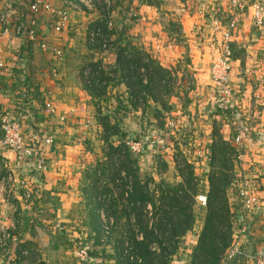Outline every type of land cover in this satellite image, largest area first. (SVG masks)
Segmentation results:
<instances>
[{"label": "crops", "instance_id": "1", "mask_svg": "<svg viewBox=\"0 0 264 264\" xmlns=\"http://www.w3.org/2000/svg\"><path fill=\"white\" fill-rule=\"evenodd\" d=\"M13 1L20 9L27 3ZM43 1L55 10L66 12L68 21L60 33L55 34L53 30L54 15L42 10L36 17L34 39L0 31V61L4 64L0 68V117L7 115L19 121L24 140V148L20 150L0 144V222L11 227L17 238V244L9 253H0V264H74L69 248L77 237L80 236L77 246L92 245L91 238H87L92 234L91 225L78 215L80 208L82 214L85 213V198L77 187L85 183L86 188L89 183L88 178L83 181L84 170L90 164L84 143L93 138L92 130H95L88 89L82 84L80 70L83 65L101 59L95 58L86 48L87 26L93 21L86 19L90 14L84 7H75L73 0ZM155 1L166 11L161 17L162 23L176 21L181 38L176 43L171 42L175 51L157 50L153 55L155 62L170 74L180 55L187 57V71L195 78L197 90L203 92L199 111L209 121L218 114L229 113V104L225 102L226 107L222 106L226 100L209 81L211 60L221 43L220 34H211V18L219 19L223 26L234 18L239 19L230 41L232 61L228 85L232 91V107L246 128L241 149L243 174L250 179V189L261 192L263 202L246 212L239 200L232 198L237 218V222H233L234 240L251 254L262 255L264 177L260 167L264 163V25L256 29L250 8L238 13L222 0ZM259 1L264 4V0ZM152 2L133 0L132 4L148 9L154 8ZM16 20L17 17H13L12 21ZM139 34L130 38L128 35L131 42H127L143 56L153 58L145 51L151 38ZM134 39L142 42L144 39L147 42H144V49L136 48ZM57 49L62 53L61 60L55 58ZM223 117L226 120V116ZM49 135L51 142L46 143L44 137ZM25 149L33 150L30 158L25 157ZM8 175L10 183L6 181ZM18 180H24L31 187L30 200H24L23 190L17 187ZM239 226L247 231L242 232ZM22 249L27 250L28 255L13 259ZM230 264L248 263L242 259Z\"/></svg>", "mask_w": 264, "mask_h": 264}, {"label": "rangeland", "instance_id": "2", "mask_svg": "<svg viewBox=\"0 0 264 264\" xmlns=\"http://www.w3.org/2000/svg\"><path fill=\"white\" fill-rule=\"evenodd\" d=\"M132 1L109 0V4L107 5L103 0H100V2L91 8L84 7L86 13L90 14V18H86L87 20L91 19V21H94L96 18H109L112 16L122 20V27L119 26V28L113 29L111 35L101 34L106 46L92 47L87 44L86 36L87 50L92 51L95 54V58L101 59V66L107 72L109 69L106 66L115 63L114 56L120 44L126 41L131 42L129 38L134 37L135 33H140V37L146 35L143 37L151 38L148 41V50L145 51L148 56L153 57L151 58L153 61H156L153 55L157 53V50L162 48L165 50L164 52L169 51L167 49L174 50L171 42L176 43L181 39L179 34L180 27L176 21H170L167 25L166 23H162L161 17L166 11L162 10L155 0L152 2L154 8L148 9H140L139 6H135L134 3L132 4ZM141 17L144 18L141 19ZM128 35L129 38L127 39ZM133 41L137 43L135 44L136 48L142 49H144L145 43H147L144 39L143 42L139 39H134ZM83 43L85 44L84 41ZM186 60L187 57L185 55H180L174 65V70L170 74H153L155 79H153V83L149 89L136 90L129 93L126 88H118L119 81H121L119 75L110 74L105 91H99V94L94 96L93 92L88 90V99L92 106V124L93 126L95 125V130H92L93 138L84 143V148L87 149L90 162L88 169L84 170L83 173L84 182L87 178L90 180L89 174L92 173L94 167L103 163L101 161H104V155H108L107 153L111 152L110 148L113 145H117L119 143L117 139L121 138V136L118 138L119 136L112 135L115 128L110 133L102 131L101 126L97 123V119L105 114L115 116V121L118 123L117 127L120 132L122 130L125 133L134 131L140 137L139 140L143 141L144 151L137 155H134L132 152L128 154L132 163L135 162V165L138 167V179L140 178L148 182L149 178L153 179L154 182H150V189L161 190L170 185L173 187V185L181 183L182 180L189 179L188 172H193L194 180L188 186L189 188L187 187V195H190V197L186 198V203L190 206L193 214L192 228L184 237H181L179 246H181L182 250L174 254V260L171 264H187V262H181L185 261V252L187 255L190 253L188 251L190 246L196 243L197 238L202 233L201 230L204 227L203 224L207 211V195L210 190L209 175H213L215 181L223 185L226 197L233 203L232 200L236 198L237 189L242 186L240 185L243 182L241 176L244 172V164H242L241 160L244 153L235 147L234 139L236 134L233 132L234 128L231 117L225 112L222 115L218 114L214 120L209 121L201 115L199 110L202 105L203 92H199L200 89L199 91L197 90L195 78L187 71V67L185 66ZM139 72L143 83L146 84L148 80L146 71L140 69ZM185 74L189 75L194 81V86L190 89L185 84ZM128 99L133 102V106L130 105ZM119 102H121V105ZM95 104L98 105L97 111ZM223 116H226V120H224ZM112 123L113 120L111 119L109 125H112ZM106 136L108 137V142L104 143L102 137L105 138ZM123 139L125 140V137L120 139V143L123 145L122 150L126 154L127 150L125 149ZM149 140L154 141L155 146L148 144ZM242 141L243 139L240 143L243 144L244 141ZM210 149H212L213 154L211 156V164L208 165L206 157L210 160ZM124 159L125 162L129 161L128 158ZM127 166H132V164L128 163ZM122 167L124 165L117 164L113 167L114 177L117 178L115 181L116 185L110 184L107 188V194H100V196L97 195L93 198L102 206L101 210L103 211L106 225L109 227V232L110 224L107 222L104 210L109 207L113 198L119 199L121 182H124L125 188H128L127 186L132 181L131 177H126L124 168L119 173ZM246 168L248 166H245ZM182 174L185 179H182ZM160 182L161 187L153 186L155 183ZM84 184L78 185L77 189L85 198L83 202L85 213L83 215L81 212L82 208H80L78 215H80L84 223L91 224L92 204L88 203L89 192L85 189ZM147 209L151 211L150 206ZM100 229V233L103 235L101 239L102 243L96 248L95 253L102 263L103 261L106 263V261L109 262L110 256L115 255V253L113 254L112 245L118 236L114 232L112 234L103 233L104 228L101 222ZM77 238L78 240L75 241V244L71 245L69 250L73 252V263L81 264L75 256L78 251L77 243L80 236ZM187 246L188 250L185 248ZM85 247L88 248L89 246ZM27 255L28 251L25 256Z\"/></svg>", "mask_w": 264, "mask_h": 264}, {"label": "trees", "instance_id": "3", "mask_svg": "<svg viewBox=\"0 0 264 264\" xmlns=\"http://www.w3.org/2000/svg\"><path fill=\"white\" fill-rule=\"evenodd\" d=\"M28 2V0H21V4ZM25 11L30 14V11ZM28 22V20H27ZM108 22H111L112 27H108ZM122 27V20L115 17L102 18L93 21L92 24L87 26V41L89 45V34L95 29L100 34H110L113 29ZM124 37V36H123ZM122 37V38H123ZM99 39L95 44V48L101 46L102 39ZM115 63L108 65L107 72L105 68H102L101 61L95 60L89 64L83 65L80 70V79L84 88L93 92V95H98L99 91H105L110 74L119 75L121 81H119L118 88L125 87L130 93L132 91H142V89H149L155 79V74L167 75V70L160 67L155 61L149 57L143 56L141 51L131 48L126 41L120 44L118 51L116 52ZM144 61H147L144 63ZM140 69L146 71L148 80L146 84L143 83V79L140 74ZM154 74V75H153ZM157 76V75H156ZM219 94V91H217ZM129 100V99H128ZM227 101L222 102V106L225 108ZM121 105V102H119ZM131 106L133 102L129 100ZM96 111L98 105L95 104ZM222 107V108H223ZM115 110V109H114ZM228 111V109H226ZM113 120L112 125H109ZM97 123L101 126L102 131L110 133L114 129L112 135L119 136L118 138H124L126 154L122 150V144L120 139H117L119 143L113 145L110 148L108 155H104V161L101 165L94 167L92 173L89 174L90 180L86 186V190L89 192V202L91 207V232L90 237L92 245L88 247L90 262L92 264L95 261H99L100 264H171L173 262L174 254L178 253L181 249L179 246L181 237L191 230L193 223V214L190 206L186 203L188 196V186L194 180V174L192 171L188 172L189 179H185L182 174L181 183L177 185H170L164 189L153 190L149 188L150 182H154L149 178L148 181L138 179V167L135 162L132 163L129 152L130 149L126 144V140H138L140 137L134 131L122 132L118 129V123L115 121L114 115L105 114L101 118L97 119ZM237 124L239 128H244L240 123V118H237ZM246 132V128H244ZM236 134V131H234ZM247 134V133H246ZM105 136V133H104ZM103 142H108V137H102ZM212 149L209 150L210 160L206 157L207 164H211ZM129 153V154H128ZM124 158H128V162H125ZM116 161V162H115ZM128 163L135 166H127ZM124 165L121 170L126 172V177H131L128 188H125L124 182H121L119 189V196L113 198L111 204L104 211L106 212V219L110 223V232L116 233L118 238L112 245L114 256H110L109 262H101L97 256L96 248L102 243L103 238L100 229V219L98 212L102 209L101 204L93 199L97 195L107 194L108 186L110 184L116 185V177H114L115 165ZM207 165V166H208ZM118 175V174H117ZM210 183V190L207 195V211L204 221V227L201 235L197 238L196 243L185 247L190 251L185 261L187 264H230L224 263V257L228 249L234 243V227L233 222H237L236 213H234V203H232L226 197L224 187L215 181L213 175L208 177ZM162 182V181H161ZM160 183H155L154 187H161ZM169 184V183H166ZM156 185V186H155ZM188 187V188H187ZM184 195V196H183ZM99 200V199H98ZM151 207V211L147 207ZM238 206V205H236ZM236 208V207H235ZM234 209V210H233ZM112 219V221H111ZM168 243V245H166ZM20 256L19 259H21ZM178 257H180L178 255Z\"/></svg>", "mask_w": 264, "mask_h": 264}, {"label": "built area", "instance_id": "4", "mask_svg": "<svg viewBox=\"0 0 264 264\" xmlns=\"http://www.w3.org/2000/svg\"><path fill=\"white\" fill-rule=\"evenodd\" d=\"M107 5L109 4V0H103ZM230 4L235 11L238 13H242L248 8H250L251 17L253 20V26L256 29L261 28L264 25V4H262L259 0H222ZM100 2V0H73V5L75 7H87L91 8L95 4ZM26 10L30 11V14L25 11V9L17 8L14 5L13 0H0V31L2 34H6L8 32H12L16 36L26 37L28 39L35 38V25H36V17L40 10L53 14L54 15V27L53 30L55 34L60 33L67 24V14L64 10H55L51 5L45 3L43 0H29L25 4ZM203 9H201V12ZM13 17H17L16 21H12ZM211 22V34L214 36L215 34L221 35V43L218 50L214 53L213 58L211 60V64L209 67V81L210 84L219 91V96L222 97L223 100L227 101L229 104V113L228 116L232 119V125L234 130L236 131V137L234 139L235 147L238 149L243 148V144L240 143L241 140L245 138V130L240 129L237 124V118L239 115L234 111L232 107L233 97L232 91L229 88V73H230V64L232 61V52L230 48V41L232 38V34L234 30L237 28V23L239 19L234 18L231 21L227 22L226 25H222L219 19L212 17ZM28 20V22H27ZM12 21V22H11ZM108 27L111 28V22H108ZM99 30V29H98ZM98 30H93L88 37L89 45L92 47L95 46L96 42H98L101 38L102 44L101 46H106L103 42V36L99 33ZM212 36V37H213ZM56 55L55 58H62V53L60 50L54 51ZM4 64L0 61V68H3ZM185 84L188 89L194 86V81L191 79L189 75L185 74ZM48 112L51 113L49 110ZM0 131H1V146H5L9 149L20 150L24 148V140L22 137V128L19 123L14 118H11L7 115H2L0 117ZM34 139L37 138L34 135ZM44 141L46 143L51 142V136L44 137ZM242 141V142H243ZM142 140H126V144L129 147L130 151L137 155L140 152L144 151ZM155 142L149 140L148 144L155 146ZM25 157L30 158L33 154V150L25 149L24 150ZM261 174L264 177V163L261 164ZM243 179L242 186L237 189L236 198L239 200L240 206L246 212L252 211L259 203H262L263 200L261 198V192L250 189L248 186V182L250 179H247V176L243 174L241 176ZM7 182H11V176L8 175L6 178ZM17 184L21 190H23L24 200H30L32 198L33 191L31 187L24 181L18 180ZM99 219L102 227L104 228V232L108 234L109 227L106 225V221L104 218L103 211H99ZM108 222V221H107ZM110 224V223H109ZM239 230L242 232H246V228L239 226ZM241 232V233H242ZM12 228L8 227L0 222V253L7 254L11 251L12 247L17 244V238L12 234ZM27 254V250L22 249L19 250V255H13V259H19L20 256H25ZM78 261L81 264H87L90 262L88 248L83 245H78V251L75 255ZM244 260L245 263L252 264H264V253L261 254H251L241 247L238 241H234L232 246L228 249L224 257V263H232V262H240ZM92 264H100L99 261H95Z\"/></svg>", "mask_w": 264, "mask_h": 264}]
</instances>
